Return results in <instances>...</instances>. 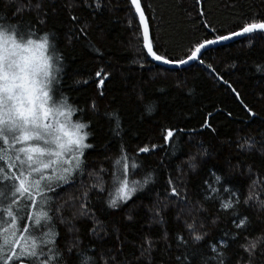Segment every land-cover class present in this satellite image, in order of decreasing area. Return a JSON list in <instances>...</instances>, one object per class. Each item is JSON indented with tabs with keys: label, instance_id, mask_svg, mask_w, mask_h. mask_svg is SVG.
<instances>
[{
	"label": "trees",
	"instance_id": "16d2710c",
	"mask_svg": "<svg viewBox=\"0 0 264 264\" xmlns=\"http://www.w3.org/2000/svg\"><path fill=\"white\" fill-rule=\"evenodd\" d=\"M141 2L154 49L175 62L205 38L264 20V0ZM96 3L0 0V23L22 20L25 30L30 26L36 33L33 38L47 36L59 66L57 92L87 125L91 147L81 157L82 172L73 171L69 183L46 193L65 264H103L101 256H118L120 264H181L178 256H187L183 264H219V253L231 264H248L241 245L246 236L264 232L259 206L264 201V33L213 47L192 65L169 69L142 50L129 0H99V8ZM17 7L26 9L19 17ZM97 72L106 76L102 86ZM164 129L174 132L168 142L162 139ZM252 141L254 150L246 143ZM143 147L150 151L140 152ZM122 155L128 160L116 164ZM123 163L129 166L126 176ZM122 177L137 181V191L109 207V191L114 194ZM173 187L179 195H171ZM249 195L253 200L244 204ZM229 200L233 209H222ZM81 203H86L84 215ZM238 217L248 218L246 231L235 227ZM193 222L196 233L186 227ZM195 234L203 239L195 241ZM255 262L264 264V257L258 254Z\"/></svg>",
	"mask_w": 264,
	"mask_h": 264
},
{
	"label": "snow or ice",
	"instance_id": "6c2138e0",
	"mask_svg": "<svg viewBox=\"0 0 264 264\" xmlns=\"http://www.w3.org/2000/svg\"><path fill=\"white\" fill-rule=\"evenodd\" d=\"M201 3L202 0H196L197 5ZM35 7L39 8L40 5L37 3ZM96 7H100L99 0ZM130 7L142 28L141 45L146 55L165 64L175 63L154 49V38L141 0H130ZM25 10L24 7L15 9L18 17ZM199 15L204 16L205 13L201 11ZM258 31L264 32V20L244 23L239 31L230 35L205 38L203 42L196 43L187 60H180L179 63L198 60L210 45ZM35 34L30 26L27 30L23 28L22 20L20 23H0V264H65L66 255L58 244L59 233L55 231L51 203L46 193L69 183L73 171L82 172L84 161L81 157L84 149L91 147L84 143L88 134L81 131L87 125L72 124L69 119L72 110L55 87L58 81L52 72L53 64L49 57L44 56L48 38L44 36L42 42L38 43L33 38ZM200 62L203 63L202 60ZM96 76L100 78L98 86H102L106 76H102L101 72H97ZM70 126L73 129L71 132L68 131ZM173 136V130L164 129L162 139L165 142ZM246 143L249 149H255L254 141ZM149 151L147 147L140 149V152ZM127 160L128 157L122 155L115 163L122 164ZM128 167L127 163H123L121 171L125 176ZM131 167L135 168L136 165L132 164ZM216 182H220V177H216ZM118 183L114 194L109 191V207L112 208L118 206V201L127 202L137 191L138 182L135 180L122 177ZM99 190L104 191V188L100 187ZM171 195H179L175 187ZM25 200L28 202L25 208L31 210L23 217L20 215V204ZM251 200L253 196L249 195L243 203L248 204ZM235 203L239 204L240 200L237 199ZM259 206L264 209V201H260ZM220 207L229 210L233 209L234 204L229 200L222 202ZM60 210L57 208L56 212ZM79 214H86V203L80 204ZM25 219L30 223L21 224ZM247 224V217H238L235 227L246 231ZM186 227L190 233L197 231L195 222ZM180 239L183 240V237ZM193 239L199 242L203 236L195 234ZM146 244L151 247V241L146 240ZM220 246L229 247L223 242H220ZM241 247L247 254L248 264H256L258 254L264 257V232L251 239L246 236ZM67 251L70 253L72 249ZM211 251L217 252V246L212 245ZM99 260L103 264H120L118 256L108 259L101 256ZM184 260H187V256L177 257L181 264ZM218 262L231 264L223 259V253H219ZM94 264H99V261Z\"/></svg>",
	"mask_w": 264,
	"mask_h": 264
},
{
	"label": "water",
	"instance_id": "95a60500",
	"mask_svg": "<svg viewBox=\"0 0 264 264\" xmlns=\"http://www.w3.org/2000/svg\"><path fill=\"white\" fill-rule=\"evenodd\" d=\"M129 1H130V0H129ZM137 18H138V17H137ZM140 29H141V34H142V28L140 27ZM258 32H259V31H258ZM261 33H264V32H261ZM229 35H230V34H229ZM247 35H249V34H243V35H240V36H233V37H232L231 39H229V40L221 41V42H219V43H217V44L210 45V46H208V48H207L206 50L203 51V53H204L205 51H207L208 49H211V48L216 47V46H220V45H224V44H228V43H231V42L237 41V40H239V39H241V38H243V37H245V36H247ZM145 52H146V51H145ZM201 56H202V55H201ZM201 56H200V57H201ZM148 57H149V56H148ZM200 57H199V59H200ZM149 58H150L151 61L154 62L155 64L161 65V66L166 67V68H169V69H181V68H185V67H188V66L192 65L193 63H195L196 61L199 60V59H198V60H195V61H188V62L185 63V64H180L179 62L165 64V63L160 62V61H155V60H153L151 57H149ZM184 60H187V58L184 59Z\"/></svg>",
	"mask_w": 264,
	"mask_h": 264
},
{
	"label": "rangeland",
	"instance_id": "374dc122",
	"mask_svg": "<svg viewBox=\"0 0 264 264\" xmlns=\"http://www.w3.org/2000/svg\"><path fill=\"white\" fill-rule=\"evenodd\" d=\"M36 39V41L39 43V42H42L41 38H34ZM50 47H49V41L46 45V49L44 51V56L45 57H49L50 58V63L53 64V68H52V72H53V75L56 77L57 76V72L59 70V66L57 64V61L54 59V57L50 56ZM52 55V54H51ZM71 108V107H70ZM72 110V114L71 116L69 117L70 121L72 122V124H82L80 122L77 121V119L75 118V111L71 108ZM58 119H63V117H57ZM73 129L71 128V126L69 127L68 131H72ZM82 132H85V128L81 130ZM87 139V138H86ZM86 139L84 141V143H86ZM87 144V143H86ZM85 150V149H84ZM26 201V200H25ZM23 201L20 205V208L22 209V211L20 212V215L23 213L24 209H25V205ZM24 204V205H23Z\"/></svg>",
	"mask_w": 264,
	"mask_h": 264
}]
</instances>
